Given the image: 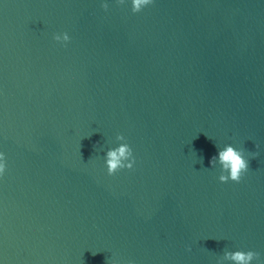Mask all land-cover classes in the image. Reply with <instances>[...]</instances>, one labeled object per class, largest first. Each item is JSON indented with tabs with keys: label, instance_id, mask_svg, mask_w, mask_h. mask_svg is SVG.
<instances>
[{
	"label": "water",
	"instance_id": "obj_1",
	"mask_svg": "<svg viewBox=\"0 0 264 264\" xmlns=\"http://www.w3.org/2000/svg\"><path fill=\"white\" fill-rule=\"evenodd\" d=\"M0 153V264H264V0H0Z\"/></svg>",
	"mask_w": 264,
	"mask_h": 264
},
{
	"label": "clouds",
	"instance_id": "obj_2",
	"mask_svg": "<svg viewBox=\"0 0 264 264\" xmlns=\"http://www.w3.org/2000/svg\"><path fill=\"white\" fill-rule=\"evenodd\" d=\"M152 3V0H132V9L134 12H140L142 10V6H147ZM103 7H107V5H102ZM65 40L68 39L67 34H65ZM59 39V37H57ZM108 160H107V172L108 175L115 174L118 167L120 168H126V169H132L133 164L135 162V158L133 157L132 150L129 146H121L116 150L109 151L107 153ZM131 156L132 157V164L129 165H122L120 163L121 157L125 156ZM219 159L223 164V167L228 170V175H221L219 177V181L224 183L227 181H232L239 183L242 175L247 171L248 169V163L241 155L240 151L234 149L231 146L226 147L223 151H220L218 153ZM5 157L3 153H0V176H2L5 172ZM212 163V159L210 160V164ZM254 253L248 252H235L232 254L231 258L237 262H240V264H246L247 261H250L253 258Z\"/></svg>",
	"mask_w": 264,
	"mask_h": 264
}]
</instances>
